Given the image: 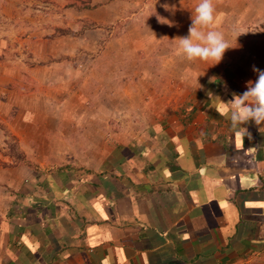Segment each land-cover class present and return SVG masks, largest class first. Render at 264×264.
<instances>
[{
    "label": "crops",
    "instance_id": "crops-1",
    "mask_svg": "<svg viewBox=\"0 0 264 264\" xmlns=\"http://www.w3.org/2000/svg\"><path fill=\"white\" fill-rule=\"evenodd\" d=\"M178 1L85 0L23 33L0 76V264H264V124L222 115L264 70V0H214L216 65L180 53L199 0Z\"/></svg>",
    "mask_w": 264,
    "mask_h": 264
},
{
    "label": "clouds",
    "instance_id": "clouds-1",
    "mask_svg": "<svg viewBox=\"0 0 264 264\" xmlns=\"http://www.w3.org/2000/svg\"><path fill=\"white\" fill-rule=\"evenodd\" d=\"M214 13V0H199L188 35L177 38L178 49L186 60L213 61L212 65H216L221 62L225 51L231 48L224 34L212 29ZM253 71L257 73L255 83L249 82L247 90L242 94H233L231 108L222 114L230 119L234 129H242L249 138L250 133L243 125L249 122H254L256 126L264 124V70L253 66Z\"/></svg>",
    "mask_w": 264,
    "mask_h": 264
},
{
    "label": "rangeland",
    "instance_id": "rangeland-1",
    "mask_svg": "<svg viewBox=\"0 0 264 264\" xmlns=\"http://www.w3.org/2000/svg\"><path fill=\"white\" fill-rule=\"evenodd\" d=\"M64 1L0 0V76L5 74L3 66L7 65L8 60H14L18 56L16 50L18 41L22 42L24 38H28V41H36L35 36H24L23 33L34 32L40 25L46 27L48 23L45 22V25H42L46 18L43 16L62 13L65 7L73 6L70 4L72 1L75 2V0H66L63 4ZM178 2V0H167L168 6L172 10L178 7ZM12 31H14V35L11 34ZM13 39H17V42ZM25 43L27 42L24 41ZM28 49L30 50L29 46L26 51ZM26 51L24 50L23 54H26ZM29 54L32 56L31 53ZM29 54L28 56H30ZM0 86L4 87L5 85L0 84Z\"/></svg>",
    "mask_w": 264,
    "mask_h": 264
},
{
    "label": "trees",
    "instance_id": "trees-1",
    "mask_svg": "<svg viewBox=\"0 0 264 264\" xmlns=\"http://www.w3.org/2000/svg\"><path fill=\"white\" fill-rule=\"evenodd\" d=\"M70 4H72L76 10H81L82 8H86L88 4H86L85 0H77L76 4L74 1H72ZM8 150L7 153L10 157L13 158L14 162H22L24 161L23 153L19 149L17 141L13 137H9L8 140Z\"/></svg>",
    "mask_w": 264,
    "mask_h": 264
}]
</instances>
